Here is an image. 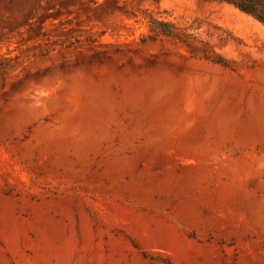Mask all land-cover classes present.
<instances>
[{"label":"rangeland","instance_id":"1","mask_svg":"<svg viewBox=\"0 0 264 264\" xmlns=\"http://www.w3.org/2000/svg\"><path fill=\"white\" fill-rule=\"evenodd\" d=\"M144 13L225 65L142 40ZM0 264H264V25L215 0H0Z\"/></svg>","mask_w":264,"mask_h":264},{"label":"trees","instance_id":"2","mask_svg":"<svg viewBox=\"0 0 264 264\" xmlns=\"http://www.w3.org/2000/svg\"><path fill=\"white\" fill-rule=\"evenodd\" d=\"M227 3L237 8L239 11L252 16L255 20L264 25V0H215ZM147 20V33L141 34L142 40H151L167 38L177 44H181L190 49L191 52L201 49L202 56L214 63L225 65V59L214 53L208 42L197 37L196 33L189 32L194 29V24L181 26L172 21L159 19L151 14H143Z\"/></svg>","mask_w":264,"mask_h":264}]
</instances>
